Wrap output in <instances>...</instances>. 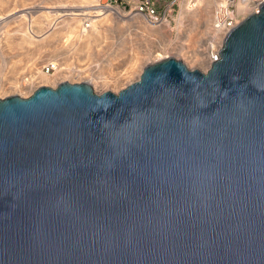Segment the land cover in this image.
<instances>
[{"label": "water", "instance_id": "1", "mask_svg": "<svg viewBox=\"0 0 264 264\" xmlns=\"http://www.w3.org/2000/svg\"><path fill=\"white\" fill-rule=\"evenodd\" d=\"M0 264H264V3L208 71L1 97Z\"/></svg>", "mask_w": 264, "mask_h": 264}, {"label": "bare ground", "instance_id": "2", "mask_svg": "<svg viewBox=\"0 0 264 264\" xmlns=\"http://www.w3.org/2000/svg\"><path fill=\"white\" fill-rule=\"evenodd\" d=\"M7 1L0 0V28H5L4 32L0 33V62H7L5 67L1 68L2 64L0 65L1 96L13 93L32 94L40 86L59 85L69 76L83 78L87 83L100 86L105 92L110 87H123L136 73H141L137 50L130 52L124 59L116 55L100 61L97 71L95 66L98 63L94 64L92 59L93 50L98 46L96 52L100 51V42L105 40V27L110 24L109 16L112 13L101 4V0H56L52 1L53 4H48L50 2L47 1L44 6H37L35 0H22L24 9L20 11L25 13V8L31 6L51 7L54 11L51 15L50 11L41 10L47 23L37 19L29 21L25 13L18 15L17 5L11 3L10 8L11 4L6 3ZM225 2L226 0L223 1ZM5 4L9 5V8H4L3 11ZM238 9L245 14L250 13L253 11V1L239 0ZM117 11L120 13V10ZM168 26V21H165L164 25H156L153 28L158 31ZM217 48L218 44L211 40L210 53H214ZM188 56L192 57V54ZM209 59L210 56L204 70L209 66ZM46 60H51L47 65L53 64L55 73L49 74L43 70L42 64ZM136 78L138 80L139 76Z\"/></svg>", "mask_w": 264, "mask_h": 264}, {"label": "rangeland", "instance_id": "3", "mask_svg": "<svg viewBox=\"0 0 264 264\" xmlns=\"http://www.w3.org/2000/svg\"><path fill=\"white\" fill-rule=\"evenodd\" d=\"M8 1L6 3L17 5L16 11L19 10L17 12L18 15L25 13L24 11H20L21 9H24L21 3L22 0ZM29 1L33 0H26V2ZM35 1L37 6H44L48 3L47 1L50 2L48 4H51L52 1L56 0ZM223 1L225 0H176L177 3L173 14L171 16H167V20L156 23L152 22L147 16L138 14L135 11L131 10L128 6L120 4V1L117 2L116 0H108L107 3H104L103 0H101V4L111 10L112 13L109 16L110 24L105 27V40L103 42H100V51L98 50V52H96L98 46L95 48V50H93L94 54L92 59H94V64L98 63V65L95 66L97 67V71H99L98 66L101 63L100 61H103L106 58L108 60V57L110 58V56L114 57L116 55H119L120 59H124L127 57V55H129L130 52L136 50L139 56L138 64L142 70L141 73H136L134 75V78L127 81V83L124 84L123 87L119 89L110 87L108 90L118 93L121 89H123L130 83L135 82L137 80L136 76H139L140 78L146 65L156 61H160L167 57H175L177 59H180L184 63H186L189 68H197L203 70L209 56L211 55L209 51V44L212 40L210 33V23L212 20V15L214 9L221 5ZM156 2H158L159 4L160 13L163 14V0H156ZM12 4L10 6L5 4L4 6L6 7H2V10L5 11L9 7L12 8ZM25 9H27V13L25 14L29 21L37 19L40 21H44V23H47L43 15V11L41 10H45L46 12L50 11V15L54 14V11H52L53 9L51 7L34 8L31 6ZM117 10H120V13ZM165 21H168L170 26L161 30L159 29L158 31L153 28V26L155 27L156 25H164ZM4 30L5 28L2 26V28H0V33L2 34ZM106 54L107 56H105ZM191 54L192 57L188 56ZM205 59L206 61H204ZM49 62H51V60H46L42 64V67L44 68V66L49 64ZM0 65L1 68L5 67L7 65V62L2 61L0 62ZM55 72L56 69L53 72H49V74H53ZM64 81L73 83L84 81L86 82V80L83 78L70 76L67 77ZM91 84L97 93L103 92L100 86H97L93 83ZM46 85L56 87L58 84ZM9 95H20L22 97H27L30 94L13 93ZM1 97L4 96L0 95V98Z\"/></svg>", "mask_w": 264, "mask_h": 264}, {"label": "built area", "instance_id": "4", "mask_svg": "<svg viewBox=\"0 0 264 264\" xmlns=\"http://www.w3.org/2000/svg\"><path fill=\"white\" fill-rule=\"evenodd\" d=\"M120 1V4L128 6L131 10L138 14H143L150 18L152 22L160 23L163 20H167V16H171L175 11L176 0H163L162 8L163 14L159 11V4L156 0H116ZM239 0H226L225 4H221L214 9L212 20L210 23L211 39L218 44V48L210 55L209 66L205 71L211 67L214 61L220 58V50L223 46L226 35L244 18L253 12H258L260 6L264 3V0H252L253 11L245 14L238 9ZM249 1V0H242ZM44 71L49 73L54 71L53 64L46 65ZM204 71V69H203Z\"/></svg>", "mask_w": 264, "mask_h": 264}]
</instances>
